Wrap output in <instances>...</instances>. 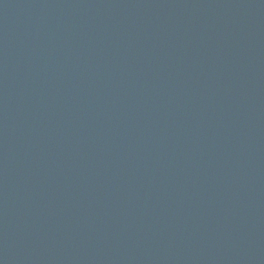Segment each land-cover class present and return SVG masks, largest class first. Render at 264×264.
Masks as SVG:
<instances>
[{
    "label": "water",
    "instance_id": "water-1",
    "mask_svg": "<svg viewBox=\"0 0 264 264\" xmlns=\"http://www.w3.org/2000/svg\"><path fill=\"white\" fill-rule=\"evenodd\" d=\"M0 264H264V0H0Z\"/></svg>",
    "mask_w": 264,
    "mask_h": 264
}]
</instances>
